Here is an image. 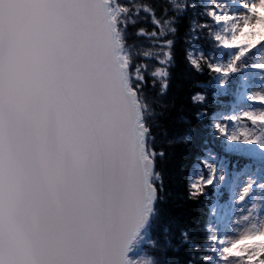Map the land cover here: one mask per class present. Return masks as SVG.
<instances>
[{"label": "snow or ice", "instance_id": "obj_1", "mask_svg": "<svg viewBox=\"0 0 264 264\" xmlns=\"http://www.w3.org/2000/svg\"><path fill=\"white\" fill-rule=\"evenodd\" d=\"M0 264H264V0H0Z\"/></svg>", "mask_w": 264, "mask_h": 264}, {"label": "trees", "instance_id": "obj_2", "mask_svg": "<svg viewBox=\"0 0 264 264\" xmlns=\"http://www.w3.org/2000/svg\"><path fill=\"white\" fill-rule=\"evenodd\" d=\"M192 52H193V55H194V56H197V57L199 56V50H198L197 48L194 47V48L192 49Z\"/></svg>", "mask_w": 264, "mask_h": 264}, {"label": "rangeland", "instance_id": "obj_3", "mask_svg": "<svg viewBox=\"0 0 264 264\" xmlns=\"http://www.w3.org/2000/svg\"><path fill=\"white\" fill-rule=\"evenodd\" d=\"M244 123H250V122L245 121V120H242V121H241V124H244Z\"/></svg>", "mask_w": 264, "mask_h": 264}]
</instances>
